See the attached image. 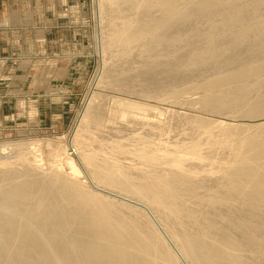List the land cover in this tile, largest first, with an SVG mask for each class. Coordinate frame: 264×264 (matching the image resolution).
I'll return each mask as SVG.
<instances>
[{"label": "bare ground", "instance_id": "1", "mask_svg": "<svg viewBox=\"0 0 264 264\" xmlns=\"http://www.w3.org/2000/svg\"><path fill=\"white\" fill-rule=\"evenodd\" d=\"M97 5L99 87L264 117V0ZM98 94L71 140L84 182L34 141L0 157V264H264V122L169 109L116 125Z\"/></svg>", "mask_w": 264, "mask_h": 264}, {"label": "rangeland", "instance_id": "2", "mask_svg": "<svg viewBox=\"0 0 264 264\" xmlns=\"http://www.w3.org/2000/svg\"><path fill=\"white\" fill-rule=\"evenodd\" d=\"M101 68L97 0H0V157L16 158L12 143L34 141L31 146L42 163L59 160L64 171L84 182L88 173L71 140L94 92L101 93L105 118L114 124L123 110L164 123L169 109L231 124L264 122V117L255 121L230 113H198L99 87Z\"/></svg>", "mask_w": 264, "mask_h": 264}]
</instances>
